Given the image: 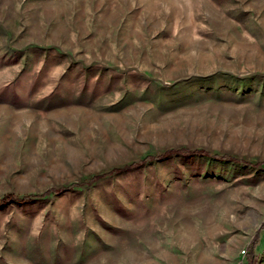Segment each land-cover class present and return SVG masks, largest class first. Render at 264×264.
Instances as JSON below:
<instances>
[{"label": "rangeland", "instance_id": "374dc122", "mask_svg": "<svg viewBox=\"0 0 264 264\" xmlns=\"http://www.w3.org/2000/svg\"><path fill=\"white\" fill-rule=\"evenodd\" d=\"M258 234L264 264V0H0V264H252Z\"/></svg>", "mask_w": 264, "mask_h": 264}, {"label": "trees", "instance_id": "16d2710c", "mask_svg": "<svg viewBox=\"0 0 264 264\" xmlns=\"http://www.w3.org/2000/svg\"><path fill=\"white\" fill-rule=\"evenodd\" d=\"M219 158L222 159L223 161H226V162H230L232 160V158L231 157H228V156H225V157H222V158L219 157ZM148 160H150V158H148V157H146V158L143 159V161H148ZM154 160H155V158H154ZM259 240H260V235L258 234L257 237H256V240L254 241V245L251 246V250H249L247 252L248 258H250L252 264H258V258L255 256L254 250L259 245Z\"/></svg>", "mask_w": 264, "mask_h": 264}]
</instances>
